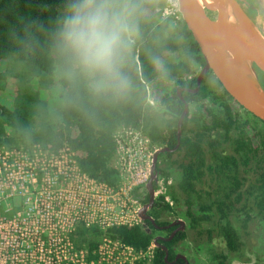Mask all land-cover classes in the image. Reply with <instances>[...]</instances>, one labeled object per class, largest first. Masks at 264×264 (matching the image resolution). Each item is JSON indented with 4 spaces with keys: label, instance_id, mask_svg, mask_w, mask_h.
<instances>
[{
    "label": "trees",
    "instance_id": "trees-1",
    "mask_svg": "<svg viewBox=\"0 0 264 264\" xmlns=\"http://www.w3.org/2000/svg\"><path fill=\"white\" fill-rule=\"evenodd\" d=\"M68 3L0 0V145L47 152L68 145L84 171L117 188V135L133 128L156 149L175 147L184 110L177 88L196 87L205 59L183 17L163 15L166 0H134L137 27L121 69L129 86L93 94L84 81L67 75L56 51L54 34ZM257 69L264 86V72ZM182 94L189 112L181 144L159 155H167L170 165L158 163L174 204L160 195L149 214L158 226L181 216L186 227L171 240H159L169 250L167 259L156 247L151 262L136 264H184L177 254L187 238L222 240L225 250L217 248L214 260L231 264L245 244L238 226L247 236L255 220L264 229V122L235 101L212 70L197 93ZM136 195L143 204L149 201L148 190L137 189ZM157 225L148 219L106 229L79 224L72 238L92 255L103 236L143 250L154 243Z\"/></svg>",
    "mask_w": 264,
    "mask_h": 264
},
{
    "label": "built area",
    "instance_id": "built-area-1",
    "mask_svg": "<svg viewBox=\"0 0 264 264\" xmlns=\"http://www.w3.org/2000/svg\"><path fill=\"white\" fill-rule=\"evenodd\" d=\"M179 0H166L163 15L178 18ZM150 103H154L149 98ZM122 180L115 188L91 176L79 165L68 145L56 152L0 145V264H136L151 262L152 243L137 250L119 239L103 236L93 255L77 247L72 235L79 224L106 229L133 226L143 221L142 201L136 190L151 177L150 140L137 129L117 135ZM155 197L167 192L165 177L158 176Z\"/></svg>",
    "mask_w": 264,
    "mask_h": 264
},
{
    "label": "water",
    "instance_id": "water-1",
    "mask_svg": "<svg viewBox=\"0 0 264 264\" xmlns=\"http://www.w3.org/2000/svg\"><path fill=\"white\" fill-rule=\"evenodd\" d=\"M243 1L245 0H179L182 17L200 46L205 64L198 73L196 87L177 88L178 95L184 102V110L178 121L177 145L160 147L153 153L151 177L146 184L149 201L140 209L143 220H151L157 225L149 211L156 199L155 182L159 176V155L176 151L181 144L183 121L189 112V103L182 94L183 90L197 93L204 78L212 70L233 99L264 122V86L257 69L264 72V34L244 9ZM208 11L217 13L216 17L212 18ZM232 15L234 22L230 21ZM175 225L179 227L172 235H157L154 240L157 247L165 250L166 259L169 250L159 240H171L176 232L185 229L186 222L176 219L166 227ZM178 258H182L184 264L189 263L185 254L180 253Z\"/></svg>",
    "mask_w": 264,
    "mask_h": 264
},
{
    "label": "clouds",
    "instance_id": "clouds-1",
    "mask_svg": "<svg viewBox=\"0 0 264 264\" xmlns=\"http://www.w3.org/2000/svg\"><path fill=\"white\" fill-rule=\"evenodd\" d=\"M134 0H69L54 34L67 75L93 94L129 86L122 64L136 31Z\"/></svg>",
    "mask_w": 264,
    "mask_h": 264
},
{
    "label": "rangeland",
    "instance_id": "rangeland-1",
    "mask_svg": "<svg viewBox=\"0 0 264 264\" xmlns=\"http://www.w3.org/2000/svg\"><path fill=\"white\" fill-rule=\"evenodd\" d=\"M258 5V8L260 9L257 14V21L259 25L256 22L255 23L264 34V0H258ZM175 19H182V14L179 13L178 18ZM175 22L176 21H174V23ZM210 78L212 80L214 78L213 75ZM169 159L170 158H168L167 155L159 158V166L165 167V165H170ZM175 172L176 171H174V173ZM139 190L143 192L146 191L147 188L142 187L141 189L139 188ZM164 215L169 219L173 218L169 212H166ZM176 219L185 220L181 216L176 217ZM176 219L174 217V220ZM236 225L238 226V224ZM262 225L263 223L261 220H255L252 222V225L248 229L250 231L248 236L245 235L242 229L238 226L245 244L241 253H239L236 257H230L231 264H264V229H262ZM224 246V243L220 239H216L210 244H205V242H201L199 238H187L181 242L179 249L181 250L180 253L185 254L188 257V264H216L214 260V253L217 248L225 250Z\"/></svg>",
    "mask_w": 264,
    "mask_h": 264
},
{
    "label": "flooded vegetation",
    "instance_id": "flooded-vegetation-1",
    "mask_svg": "<svg viewBox=\"0 0 264 264\" xmlns=\"http://www.w3.org/2000/svg\"><path fill=\"white\" fill-rule=\"evenodd\" d=\"M242 5L244 7V9L246 10V12L248 13V15L258 24V21H257V14L259 13L260 9L258 8L259 5H258V0H255V1H251V0H245L242 2ZM217 15V13L215 15H210L212 18H215ZM259 25V24H258ZM261 28V26H260ZM259 74V77H260V80L261 82H263V77L261 76L260 72H258ZM169 225V224H167ZM167 225H164V226H160V227H166ZM174 228L171 230V228H160L159 229V232H158V236H162V237H169L170 235H172L174 233V231L179 227L178 225L176 226H173ZM171 230V231H168V230ZM177 234V232L175 233V235ZM174 235V236H175ZM180 254V252L177 254V256ZM185 263V261H184Z\"/></svg>",
    "mask_w": 264,
    "mask_h": 264
},
{
    "label": "bare ground",
    "instance_id": "bare-ground-1",
    "mask_svg": "<svg viewBox=\"0 0 264 264\" xmlns=\"http://www.w3.org/2000/svg\"><path fill=\"white\" fill-rule=\"evenodd\" d=\"M230 21H231V22H234V21H235V19H234V16H233V15L231 16V18H230Z\"/></svg>",
    "mask_w": 264,
    "mask_h": 264
}]
</instances>
